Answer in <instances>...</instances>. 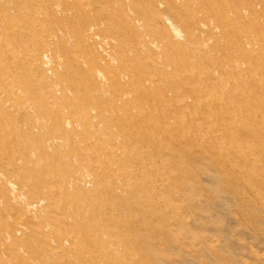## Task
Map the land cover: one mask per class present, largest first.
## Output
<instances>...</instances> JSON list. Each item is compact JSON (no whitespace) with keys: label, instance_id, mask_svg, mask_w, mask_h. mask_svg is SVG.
Returning a JSON list of instances; mask_svg holds the SVG:
<instances>
[{"label":"rangeland","instance_id":"obj_1","mask_svg":"<svg viewBox=\"0 0 264 264\" xmlns=\"http://www.w3.org/2000/svg\"><path fill=\"white\" fill-rule=\"evenodd\" d=\"M94 1L98 39L69 34L70 42L57 43L49 56L52 61L61 55L75 69L72 76L83 80L68 95L74 105L91 98L114 117L98 127L95 155L91 148L66 145L41 158L27 143L15 166L0 161L16 187L0 182V232L27 231L0 239V264H264V81L256 82L253 73L259 77L261 65L253 59L252 69L244 63L232 70L239 39L229 44L212 32L209 23L214 27L216 20L194 18V11L167 0H134L129 6ZM228 6L264 18V0ZM180 13H191V23L180 22ZM159 16L179 35L163 27ZM246 24L235 22L234 28L247 34ZM259 27L252 33L264 36V23ZM104 38L109 44L100 45ZM33 39L21 46L19 59L45 51ZM148 43L155 48L143 46ZM110 54L116 63L104 69L101 91L91 84L92 68ZM18 66L19 85L31 83L42 96L66 75L64 66L52 63L40 68L38 61L24 60ZM69 82L63 81L70 87ZM124 91L126 106L119 100ZM44 98L54 112L67 107ZM129 112L145 118L142 135L118 120ZM107 217L124 236L102 231ZM130 220L132 226L138 222L133 231Z\"/></svg>","mask_w":264,"mask_h":264},{"label":"bare ground","instance_id":"obj_2","mask_svg":"<svg viewBox=\"0 0 264 264\" xmlns=\"http://www.w3.org/2000/svg\"><path fill=\"white\" fill-rule=\"evenodd\" d=\"M167 1L169 3H172L171 6L174 8L176 7L180 9L185 7L184 9L186 10L194 11L192 14L194 18L202 16L204 18H211L216 20V24L214 25V27L212 23H209L212 26V32L213 30H216L217 34L219 32V34H221V36L229 44L234 43L233 39L238 38L239 40H237L238 42H236L235 46L238 53V56L236 57L238 58L234 59L231 62L232 70L237 67L239 68L240 65L242 67L244 63L246 70L252 69L253 59H256L257 64H260L261 68L258 70L260 74L259 77L256 74L257 71L253 72L254 80H256V82L264 81V36L261 34L252 33V27H259L261 24L264 23V18L262 21L254 19L243 9L232 8L228 6L231 3L234 4L236 0ZM95 2L96 1L94 0H0V161H4L5 163L11 162L10 164H12V166H15L16 163L24 159L23 154H25L24 152L27 151L25 149L27 143L30 146L32 145V147H30V150L35 151V149H38L39 151H41V158L47 157L45 155L47 151L53 153L55 151L58 152L59 149L66 147V145H69L74 149L88 150L89 148H91L94 150L93 154L95 155L100 142V135L97 132L98 127L104 124L106 120L111 121L109 118L114 117V112L112 109H108L105 113H103V111L97 107L96 102L92 101L91 98L88 99L86 102H83L82 104L74 105V102L68 99V97H70L68 95L70 91H72V93H75L76 89H81V86L77 83V81L83 83V80L72 76L75 74V69L69 67L67 64L64 65L63 57L59 53L57 54H59L60 57L56 56V59L52 61L51 57L49 56V50H51V48H53L57 43H59L60 45L62 43L70 42V35L72 36V38L75 35H83L86 38L88 37V39L90 40L94 37L98 39V35L100 34L101 30L98 28V21H96L97 4ZM119 2H122L123 5L127 4V6H129L131 3L134 2V0H119ZM190 14L191 13H180L177 17L180 22L185 24L186 21L190 22V20H187ZM159 20L160 24L163 27H167L168 29H170L173 35H179L178 29H176L173 24H169V20L166 21L167 19L165 20L161 16H159ZM242 21H247L246 25L250 26L251 28V30H245L247 34L243 33L241 30L236 31L234 28L235 22ZM203 25L205 26V23ZM30 26H32L31 29ZM45 26L48 28L52 27V29H47ZM197 28L198 27H196L195 29ZM202 28L203 27L197 29L200 34L204 33L205 31ZM28 30L30 32H26ZM29 33L30 36L27 35ZM240 33H242V36ZM215 37H218V35ZM32 39L34 45L41 46L43 49H45V51L42 50L43 52L41 51L36 55L28 54L23 60L19 59V56L22 54V52H19V49L24 44H28L29 41H31ZM99 41L100 45L109 44V42L105 38ZM201 43L203 44V42ZM110 45L113 46L114 42H111ZM256 45L258 46V49L255 48ZM143 46H145L147 49H151V47H154L149 43ZM104 48L107 49L106 47ZM254 52H256V54ZM24 60L27 61L29 65L30 62L31 64H35V62L38 61L41 66L40 68H47L50 63H52L56 67L64 66L66 75L63 76L61 74V79H63L60 83H54L52 80L53 84H50V92L48 93V95L42 96L41 94H38L36 87H33L31 83H27L28 85H25L23 87L22 85H19L20 81H18V79L22 75H19L17 73L21 71L18 65ZM101 60H106L107 62H99V66H93L92 70H94L93 72H95L93 73L95 75V78L94 80H92L91 84H93L94 86L96 85L102 91V89H104L107 84V75L104 72V69L111 68V66H114L116 60L113 54H110L108 58ZM102 63H104L102 65L103 70L100 71V66ZM227 74L228 73H226V75ZM3 77L5 79L2 81ZM66 80L70 81L68 83L70 87L63 83V81ZM230 80L231 79H229L228 82L226 81L225 84L230 83ZM2 82L4 85L2 84ZM21 93H23L22 97L24 98H21ZM59 94L61 95V98H58ZM126 95L127 91H124L119 95V97H122L119 100L123 103L124 106H126L128 103V100H125V98H123ZM47 96L53 98L51 100L53 101V104H55L58 100H62V102H64V105L67 104V107L61 106V108L57 112H54L51 106H49L48 102L44 98ZM48 101L50 102V99ZM93 106L95 107L96 111L93 109ZM69 108L71 110H69ZM79 109L80 111H78ZM94 120L98 121L94 123ZM118 120L124 125L127 124L130 128L134 129L135 132H139V134L141 135L143 127H146L144 124L145 118L139 117L138 115H134L132 113L127 114L122 118H119ZM69 143L72 144L70 145ZM8 149L12 151L20 150L19 157L16 155L17 158H13L14 154L11 156V152L9 154L8 151L10 150ZM31 157H33V155ZM1 163L2 162H0V165ZM131 168L130 170L133 169ZM83 173L87 175V172ZM112 175H114V173H112ZM114 178H116V176H114ZM68 180L69 179H67V181ZM0 182H3L12 190L16 188L15 184L9 178L4 176L1 167ZM71 185H74V183ZM141 195L142 197L144 196L142 193ZM29 208H32V206H29ZM133 214L135 213L133 212ZM1 217L2 216L0 215V218ZM136 219L138 220V218ZM110 220L111 219L107 217L105 221L102 222L103 224H105L103 225V227L105 228H102V231H105L106 229L108 231L112 230L110 227ZM132 220H130V222ZM137 223L138 222H136V225L134 224L132 226V222H128V224H130L131 228L133 227L134 230L135 227L137 228ZM133 228L131 229L132 231ZM2 231L0 232V239L8 238L10 236L14 238L15 235L17 236L20 233L25 234L27 232L24 230V233L23 229L19 228V230L11 231L12 233L8 232V234L10 235L9 236L6 233L3 234ZM113 232L115 236H124V230H117V232L114 230ZM28 234L30 235V233ZM101 236L104 235L101 234ZM124 242L126 244L128 241L126 242L124 240ZM137 250L141 252L139 248ZM101 251H105L103 247ZM140 264L149 263H145L144 261H142Z\"/></svg>","mask_w":264,"mask_h":264}]
</instances>
